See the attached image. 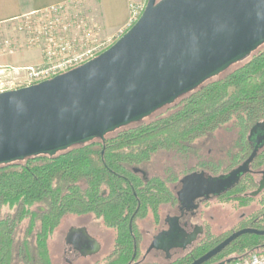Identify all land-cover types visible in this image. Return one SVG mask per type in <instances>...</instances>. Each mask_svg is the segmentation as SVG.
Listing matches in <instances>:
<instances>
[{
  "label": "trees",
  "instance_id": "trees-1",
  "mask_svg": "<svg viewBox=\"0 0 264 264\" xmlns=\"http://www.w3.org/2000/svg\"><path fill=\"white\" fill-rule=\"evenodd\" d=\"M245 58L226 75L154 111L164 109L165 114L149 123L118 127L103 141L95 138L55 154L0 164V264H53L49 238L70 215H91L112 231V252L95 264H162L138 259L139 221L149 212L158 220L162 204L142 199L138 191L144 179L136 173L147 172L159 151L195 153V142L220 127L231 125L244 133L264 121V43ZM249 152L243 147L236 157L243 159ZM200 164L214 167L211 161ZM251 168H264V149L257 152ZM254 175H243L231 187L237 207L249 204L243 192L257 186ZM244 227L264 230L263 202L236 230ZM217 238L209 233L201 245L165 264L190 263L224 239ZM254 253H264V236L246 233L207 262L229 258L224 264H233Z\"/></svg>",
  "mask_w": 264,
  "mask_h": 264
},
{
  "label": "water",
  "instance_id": "water-1",
  "mask_svg": "<svg viewBox=\"0 0 264 264\" xmlns=\"http://www.w3.org/2000/svg\"><path fill=\"white\" fill-rule=\"evenodd\" d=\"M262 43L264 0H147L138 19L93 59L0 92V164L55 154L140 121ZM256 154L254 148L229 178L245 173ZM79 231L92 243L82 253H96L99 243L85 227ZM246 233L264 236L253 227L235 230L189 264L207 262Z\"/></svg>",
  "mask_w": 264,
  "mask_h": 264
},
{
  "label": "rangeland",
  "instance_id": "rangeland-1",
  "mask_svg": "<svg viewBox=\"0 0 264 264\" xmlns=\"http://www.w3.org/2000/svg\"><path fill=\"white\" fill-rule=\"evenodd\" d=\"M146 1L147 0H129V4H146ZM65 5L66 6L64 8L59 9L56 13L51 11H41L32 15H25L19 19L0 25V65H7L10 67L5 76L10 82H13L14 85H17L19 82H21L22 76L25 73L23 67L38 65L43 61L40 48L29 46L25 43V29L27 25L39 23L40 21H47L53 18L54 15H56L58 19L62 20V22L68 19L76 21V26H78V24L80 25L83 20L87 19V17L99 22L97 19L96 6H93L87 0H78ZM79 30V27L72 28V32H69L71 37L78 38ZM101 37L109 38V42L111 43L110 45H112L117 39L116 35H105L102 30ZM6 40L9 41L8 45L4 44V41ZM38 51L41 57L40 61L35 59V54ZM9 56L20 58L17 60L13 59V61H8L7 57ZM247 60L248 58H245L242 61L232 65L221 75H226L234 68L244 64ZM170 110L172 109H169L167 112H171ZM151 114L145 115L140 123H149L157 119L158 117L165 114V110H159L154 114ZM237 133L238 131L236 127L226 125L213 132L212 136L209 138L197 140L195 142L197 146L195 153L192 151L189 154H175L171 151H159L153 155L151 163L148 166L147 173L150 178H153L154 174L156 173L160 178H163L166 180V182H168V176L172 177L173 179L175 177L179 178L185 171H189L192 168L200 169L202 167L200 163L203 161H211L216 163L220 158H223L225 161H227L226 153L228 151L230 153L237 151L234 146L238 137ZM240 160H242V158ZM204 169L209 171V168ZM261 198L262 196H257L251 200L253 201L252 204L250 201L247 206L244 205L237 207L236 200L230 196L224 200H214L207 206H203L204 208L202 211L208 212L213 216L212 221L208 220L210 224V234L213 236H218L219 238L217 239L220 240L236 230L242 220H245L251 212L256 211L260 207ZM262 202L264 203V201ZM169 207V205L160 206L158 211L159 221H162V218L166 213H172ZM155 220L157 219H155L152 213L149 212L145 217H143V219L139 221L138 228L141 235V240L139 243L140 245H143L139 248V253L141 254L144 252L146 244L150 240L152 234H154L158 229L155 227ZM80 226L85 227L87 232H89L92 236H95L101 242L102 247L97 254L88 256L84 255L83 253H79L74 249H71V251L69 250L68 244L70 242H75L78 245V248L81 250L89 249L90 247V244L86 240L75 238L74 241V238H71L70 235H67L70 230ZM112 236V231L106 228L100 221L94 219L91 215L66 216L62 219L61 223L48 241V248L53 264H95L97 262H102L104 258L112 252ZM183 254V252L177 253L173 255L171 259L166 260L162 257V255H158L157 252H152L145 258V261L165 264ZM138 259H140V256H138ZM221 260L223 259L221 258L215 261Z\"/></svg>",
  "mask_w": 264,
  "mask_h": 264
},
{
  "label": "flooded vegetation",
  "instance_id": "flooded-vegetation-1",
  "mask_svg": "<svg viewBox=\"0 0 264 264\" xmlns=\"http://www.w3.org/2000/svg\"><path fill=\"white\" fill-rule=\"evenodd\" d=\"M243 59L231 64L224 71L207 78L197 87H200L206 81L217 77L219 74L225 72L229 67L242 61ZM192 91L193 89L181 96H186ZM237 136V141L234 144L237 151L234 153H230L228 151L226 153L227 161L223 158L218 159L217 162L214 163V167L209 171L202 167L200 169L192 168L189 171L183 172L179 178L175 177L173 179L168 176V182H166L163 178H160L156 173L153 178H150L148 173L143 170L141 174L136 173L137 176L140 175L144 179V182H142L144 186H142V188L138 191L142 199L144 200L145 198L149 201L160 202L162 205H169V208L172 211V213H166L162 218V221H154L155 227L158 229L150 237L144 252L142 254H137L140 256V259L145 260L150 253L157 252L158 255H162L163 258L168 260L177 253L183 252L185 254L191 248L201 245L210 233V224L208 220H213L212 215L208 212L202 211L204 208L203 206H207L214 200H224L233 196L230 194L231 187L240 181L243 175L255 173V182L257 184L254 190L247 189L243 192L244 200L250 202L255 197L262 196L260 203L264 201V168L253 170L251 168V164H249L245 173L229 178V174L235 171V169H237L247 158L245 157L240 160L241 158L237 159L236 157V154L239 152L241 153L243 147L247 146V148L250 149L249 154L254 148H256L257 152L264 149V121L255 123L244 133L238 132ZM105 138L106 137L104 136L100 139L103 141ZM136 199L137 201H140L139 198ZM80 228L83 227H77L76 229H78V231L76 232H71L70 230L67 235L74 238V241L75 238L86 240L79 231ZM88 234L92 236L89 232ZM159 234L160 236L150 248L155 237ZM92 237L99 243V250L88 256L97 254L102 247L101 242L95 236ZM187 238H190L191 241H187ZM88 243L90 244L88 250H90L92 248V243ZM68 245L70 251L71 249H74L79 253L83 252V249H79L75 242H70ZM140 246L142 247L143 245H140L139 243V248ZM227 259L229 258H226L225 260ZM220 262L221 261H209L203 264H218Z\"/></svg>",
  "mask_w": 264,
  "mask_h": 264
},
{
  "label": "built area",
  "instance_id": "built-area-1",
  "mask_svg": "<svg viewBox=\"0 0 264 264\" xmlns=\"http://www.w3.org/2000/svg\"><path fill=\"white\" fill-rule=\"evenodd\" d=\"M65 6V4L53 6L45 11L56 13ZM144 7L145 3L129 4V19L125 27L115 34L117 38L138 19ZM76 24V21L70 19L62 22L54 15L47 21L27 25L25 43L40 48L43 61L38 65L23 67L25 73L17 85L5 76L10 67L0 65V92L51 79L93 59L110 46L109 38L101 37L102 29L97 20L87 17L80 25ZM75 27L80 29L78 33L80 39L71 37L69 33ZM4 44L8 45L9 41H4ZM233 264H264V253L251 254Z\"/></svg>",
  "mask_w": 264,
  "mask_h": 264
},
{
  "label": "crops",
  "instance_id": "crops-1",
  "mask_svg": "<svg viewBox=\"0 0 264 264\" xmlns=\"http://www.w3.org/2000/svg\"><path fill=\"white\" fill-rule=\"evenodd\" d=\"M78 0H0V25L25 15L41 12L53 6L64 5ZM97 8V19L105 35L113 36L125 27L129 19V0H87ZM8 61L20 57H7ZM41 60L39 51L35 54ZM24 66V65H23ZM26 66V65H25Z\"/></svg>",
  "mask_w": 264,
  "mask_h": 264
}]
</instances>
